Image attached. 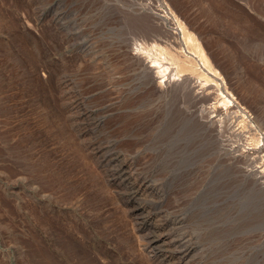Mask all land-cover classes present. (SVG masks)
Masks as SVG:
<instances>
[{
    "label": "rangeland",
    "instance_id": "rangeland-1",
    "mask_svg": "<svg viewBox=\"0 0 264 264\" xmlns=\"http://www.w3.org/2000/svg\"><path fill=\"white\" fill-rule=\"evenodd\" d=\"M166 33L203 48L215 72L195 70L236 98L233 131L127 53ZM243 115L263 142L264 0H0V264H151L106 183L124 160L156 189L139 220L188 264H264V178L232 153Z\"/></svg>",
    "mask_w": 264,
    "mask_h": 264
},
{
    "label": "bare ground",
    "instance_id": "bare-ground-1",
    "mask_svg": "<svg viewBox=\"0 0 264 264\" xmlns=\"http://www.w3.org/2000/svg\"><path fill=\"white\" fill-rule=\"evenodd\" d=\"M166 34V37L149 34L146 41H141L140 39L134 40L133 51L127 50V53L147 71L148 83L153 89L156 88L157 90L162 86L168 88L175 87L180 91L188 89L190 93H194V98L199 100L200 103L211 101L209 107L201 109V113L209 118V122L217 131H229L231 129L233 131V120L234 118H239V110L236 111L239 108V104L236 98L228 91L229 87L227 90L224 82L218 83L211 79L207 73L203 72L200 74L195 70V67L202 64L209 72H215V68L208 56L205 55L203 48L200 47L193 35L184 33L182 46H186L188 49L186 52L181 47V44L177 42V37H172L173 40H169V33ZM221 47L224 49L222 51L226 52L229 50L223 43H221ZM147 57L149 61H146ZM197 58H199V61L196 60ZM235 64L237 63L235 62ZM250 84L254 85L256 89L259 88L254 82H250ZM258 90L261 93L263 92L261 88ZM240 113L243 114L242 111ZM243 118H245V115H243ZM246 119L247 117L241 122L245 123V128H243L246 129L245 133L248 134V137L245 138L246 134L243 137V132L237 133V140L241 143L237 142L236 146L233 147L232 153L240 162L248 165V167H255L257 165L254 171L255 174L264 178V141L259 140L257 128L251 125L250 122H247ZM241 131L244 130L241 128ZM243 141L246 142L244 143ZM133 165L125 160L121 161L116 166V172L114 171L115 173L107 176L106 183L117 189V191L120 189L125 190V200H123L124 203L122 205H124L125 213L133 218L134 231H147L148 237L146 238V242L144 241L140 244L142 245L140 252L145 258L148 257L150 259L148 263L151 264H188L192 253L187 248H181L173 244V234L169 232L172 231L171 229L165 231V225L157 223V220H155L157 217L150 218V222L139 220L141 212L146 207L142 202L147 199V196L155 195L156 189L151 186L148 179L134 174L137 169L135 170ZM167 248L174 251L164 255L163 250L169 251Z\"/></svg>",
    "mask_w": 264,
    "mask_h": 264
}]
</instances>
